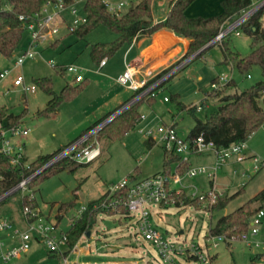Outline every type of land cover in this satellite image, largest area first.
Listing matches in <instances>:
<instances>
[{"label":"rangeland","instance_id":"1","mask_svg":"<svg viewBox=\"0 0 264 264\" xmlns=\"http://www.w3.org/2000/svg\"><path fill=\"white\" fill-rule=\"evenodd\" d=\"M140 1L134 0V3ZM157 7L159 8L157 11L161 12L163 8L158 5ZM67 19L70 21L68 16ZM116 39L117 35L104 26L96 28L84 39H79L75 34H69L62 29L57 37L47 36L46 42L33 49L36 53L35 59L26 61L22 68L12 71L9 77L0 81V107L6 106L15 114H21L27 107L29 109L27 123L24 126H30L33 130L26 140L25 154L28 164L41 154H52L59 147L72 143L103 114L114 110L119 102H126L135 96L133 91L117 82L121 76V68L124 69L123 54L127 47L110 58L108 65L101 71L91 58L94 45L113 43ZM227 39H230V48L242 57L251 53V38L246 34L236 36L233 32ZM54 40L60 42L56 46H51ZM30 44V37L26 32L20 49L12 58L8 59L0 55V73L12 69L17 56L22 51L28 50ZM133 56L132 53L129 60ZM180 60L153 75L151 81L165 70L169 69L167 73L170 72ZM222 61V50L216 45L203 57L189 62L185 68L158 86L152 104L149 102L151 98L144 100L147 103L144 102L140 106L139 112L145 116V119L134 130L121 140L102 139L99 142L103 152L99 159L89 165L78 166L74 173L65 170L45 180L34 189L35 191L30 190L35 192L39 206L35 226L39 224L52 226L53 235L58 240L61 233H66L70 229V219L75 216L78 208L83 205L88 206L89 202L103 196L110 186L130 176L146 178L162 172L165 151L160 145L149 149L145 144L147 137L144 131L155 129L161 123V119L167 124L173 122L176 126V120L172 121V115L178 117V131L183 138L188 137L195 125L190 113L177 111V104L171 99L172 95H178L179 101L188 108L202 102L207 95V100L200 103L202 109L196 114L197 118L205 121L215 115L224 95L239 94L264 80L262 69L258 66L252 68L248 77L247 74L243 75L236 69H231V65H224ZM71 65L83 70L82 75L88 80V84L75 99L62 103L58 114L49 117L37 114L39 110L46 108L50 100V97L39 87L36 93L26 96L20 88L15 91L7 90L17 76L23 75L27 84H33L42 78H51L54 91L60 93L68 83L76 84L71 73L59 72L60 68ZM231 70L232 80H235L236 86L228 89L226 86L221 87L216 90V93L221 92V94L211 95L214 91L212 79L225 74L230 75ZM165 98H168L169 102H165ZM261 100L264 101V97ZM123 106L99 125L119 116L118 112ZM246 145L245 153L249 158L242 163L237 162L236 157L230 158L216 175L214 185L222 198L237 194L224 209L212 213L205 208L197 209L183 204L180 207L176 205L150 207L153 225L167 241L177 242L187 248L193 244L201 246L206 258L214 257V260L208 264H264V218L263 223L257 228L256 236L251 234L250 223L247 240H234L230 245L220 242L214 247L212 243H206L205 238L211 226L220 217L236 211L264 189V125L249 138ZM252 156L258 159V171L254 169L256 164ZM191 162L193 166H204L210 165L212 159L193 156ZM175 169L176 167L173 166L171 171L175 172ZM181 186L188 196H192L194 187L203 195L206 194L204 191L210 189L211 182L207 175H200L195 178H185L183 184L178 185L177 188L182 189ZM30 192H26L25 195ZM73 201L77 202L76 207L64 213L59 220L61 204ZM22 211V192H16L0 203V218L8 217L12 222L15 221V228L24 230L26 221ZM137 222L138 216L134 214L121 216L101 213L90 232L91 236L82 237L77 243L78 248L68 255L69 264H106L135 258H144L141 264H163L157 247L142 237ZM2 237L7 238L5 234ZM59 248L61 253L57 256L50 255L44 244L35 240L29 251L13 259L9 264H64L63 258L67 246ZM178 261L185 264L182 259Z\"/></svg>","mask_w":264,"mask_h":264},{"label":"trees","instance_id":"2","mask_svg":"<svg viewBox=\"0 0 264 264\" xmlns=\"http://www.w3.org/2000/svg\"><path fill=\"white\" fill-rule=\"evenodd\" d=\"M47 1L56 0H0V55L8 59L15 55L20 49L24 34L26 33L23 28V23L20 21V16L33 15L40 12ZM195 1L196 0H173L165 20L153 25L151 23L153 18V0H141L139 3L133 2L131 7L120 16L111 13L103 0H87L84 6L87 22L80 26L73 34L79 39H84L96 28L104 26L117 35V39L113 43H98L92 47L91 58L97 65H100L104 59L114 57L121 49L130 46L139 38L151 37L158 31L167 30L190 42L186 54L179 62L193 57L199 52L200 53L194 60L201 58L212 47L218 45L222 50V63L224 65H232L234 70L236 69L243 75L247 74L248 77H250L249 72L252 68L258 66L262 69L264 77V9L240 28L241 34L244 33L251 38V53L242 57L239 53L230 48V39H227L229 36L224 38L220 43L215 42L208 48H204L217 38L221 28L229 19L239 16L243 10L251 6L252 0H223L221 2L223 8L222 14L214 17L199 16L189 18L185 12ZM59 42L60 40H54L51 46H56ZM202 49L204 50L201 51ZM167 71H169V69L165 70L162 74ZM59 72L65 74V70L59 69ZM158 77L153 79L150 83L155 82ZM217 81L218 78H215L212 83ZM33 84L50 97L46 108L38 112L41 116L49 117L58 112L62 103L72 101L82 93L87 87L88 80H83L74 85L68 83L60 93L54 91L51 78H42L35 81ZM235 86L236 82L232 80L231 83L229 82L226 85V88L228 89ZM216 92L217 91H213L211 95H214ZM219 94H221V92H219ZM219 94L216 93V95ZM263 97L264 80L239 94L224 95L215 115L205 121L196 117L198 113L196 107L188 108L179 101L178 95H172L171 99L177 104V111H187L194 118L195 125L189 132L188 139L194 140L202 136L205 142L214 143L215 147L220 150L232 145L247 143L249 138L264 125V101L261 100ZM144 102V100L138 102L136 105L110 121L98 132L96 140L99 142L102 139L116 141L124 138L141 123L142 120L139 108ZM149 102L152 104L154 98L149 99ZM114 113L115 111L105 114L91 128L84 131L79 138L86 135L90 130L94 129ZM23 118L24 113L15 115L9 113L8 107H0V129L20 126L23 123ZM93 140L94 139L91 138L88 143ZM145 144L149 149L156 145L152 139H147ZM63 148H60L52 154L39 156L29 164H27L26 158L24 157L21 160L20 167H14L10 157L0 154V196H3L17 187L22 181L39 172ZM163 161L162 173L165 174L171 173L172 167L175 165H178V170L181 173H184L191 166L190 162L180 166V158L168 152H165ZM86 165L89 164H76L71 160L60 161L47 167L35 176L29 182L28 188L34 190L45 180L65 170L74 173L78 166ZM108 195L109 191L107 190L103 196L89 202L87 210L82 214L81 218L77 219L68 232L65 233L68 237V243L64 256H68L81 237L87 235L95 227L98 216L104 213V211L99 208L95 209L94 206H100ZM235 196L219 197L216 203L207 205L205 201H201L199 198L188 196L186 191L183 190L181 194L175 195V200L176 206L178 207H180L181 204L191 205L197 209L205 208L213 213L227 207ZM4 201H6V199ZM76 205V201L61 204L59 208L60 213L58 215L59 220L64 213L73 209ZM38 207L36 198L30 200L27 195L22 197L23 211L26 208L34 210ZM263 209L264 189L236 211L220 217L218 221L211 226L205 238L224 236L226 238V243L229 245L231 242L228 240L244 239L248 237L251 220L260 211H263ZM122 212L124 211L122 210ZM109 215H113V213L111 212ZM37 219L38 216H28L30 222H34ZM50 255L57 256L51 252Z\"/></svg>","mask_w":264,"mask_h":264},{"label":"built area","instance_id":"3","mask_svg":"<svg viewBox=\"0 0 264 264\" xmlns=\"http://www.w3.org/2000/svg\"><path fill=\"white\" fill-rule=\"evenodd\" d=\"M103 1L108 10L117 16L125 13L132 5L131 0ZM86 2L87 0L47 1L40 12L33 15L20 16L23 28L30 37V48L26 51H22L17 56L12 69H7L0 73V81H3L10 76L12 71L22 68L26 61L35 59L36 53L33 49L46 42L45 40L47 36L57 37L62 29H65L69 34H73L80 26L85 24L87 22V16L84 12ZM262 9H264V0H252L251 6L243 10L239 16L229 19L224 24L221 28L220 34L215 39V42H221L233 32H235L236 36H241L240 28ZM67 16L70 18V21H68ZM193 58L194 56L179 62L174 69L168 73L166 72L165 75L159 77L157 81L153 83H150L151 81L146 79L137 80V72L130 65H127L125 72L118 78V82L127 89L133 91L135 96L120 109L118 114L120 115L124 113L140 101L156 97L158 86L165 80L169 79L172 75L174 76L181 69L185 68ZM106 63L107 59H104L100 63L99 68L104 67ZM231 69H233L232 65ZM60 70H65L68 74L71 73L74 76L76 83L84 80L82 75L83 70L77 66L71 65L62 67ZM217 78L218 81L212 83V89L214 91L226 86L232 81V70L230 75L225 74L218 76ZM13 84L15 87L20 88L25 94H33L38 89L35 84H27L23 75L17 76ZM207 98L208 96L206 95L203 101L205 102ZM164 100L167 102L169 99L165 98ZM200 103L194 104L197 111L202 109ZM144 119L145 116L141 115V120ZM109 122L110 120L97 126L86 135L64 147L39 172L22 181L17 187L13 188L3 196H0V203L16 192H22V197L26 196V192H30V189L28 188L29 182L44 169L60 161L71 160L76 164H90L99 159L102 155V148L99 141L96 140V136ZM30 132V128L22 125L0 129V154L10 157L11 163L14 167L21 166V160L25 157V146L22 141L30 134ZM144 133L147 139H152L156 145L162 146L165 152L178 156L180 158V166L189 163L193 156L203 155L209 152L215 155V161L212 165H191L184 173H181L178 170V165H175V172L171 173L165 174L160 172L143 179L130 176L118 184L110 186L108 189L109 195L106 200L100 206L96 205L94 208L102 209L104 213L108 215L112 212L113 214L121 216H130L132 214L138 216L137 223L142 237L145 240L152 242L157 247L164 262L163 264H183L180 263L178 259L185 261V264H189V262L208 264L209 258L204 256L201 246L193 244L187 248L177 242L167 241L154 227L150 207L152 205L160 207L176 205L175 195L181 194L184 190V187L181 186L182 189H178L177 186L182 185L185 178H195L200 175H207L213 182L219 170L230 158L236 157L238 162L245 161L246 157L244 155V150L246 148V143L232 145L228 148H222L219 150L215 147L214 143L205 142L202 136H199L194 140H190L188 137H181L175 123L172 122L167 124L162 120L155 129L144 131ZM91 138L94 140L88 143ZM254 162L256 164L254 169L255 171H258V159H255ZM194 189L195 191L191 194V197L199 198L201 201H205L207 205L216 203L218 198L221 197V194H218L214 187L210 188L206 191V194L203 195L199 194V191L195 187ZM27 196H29L30 200L35 199L33 191ZM87 207L88 206L83 205L78 208L75 216L70 219V226H72L77 219L81 218L82 214L87 210ZM122 210L124 212H122ZM37 212V209L33 210L30 208H26L22 212L26 221L24 230L15 228V224L10 218H0V264H9L13 259L19 258L22 254L30 250L31 244L35 240L43 243L49 252L56 255L61 253L60 246H67L68 237L64 232L60 234V237L57 240L53 235L54 228L52 226H44L42 224L35 226V222L37 221H28V216L35 217L38 214ZM263 218L264 211H260L251 220L252 236L258 234L257 228L263 223ZM4 234L7 236L5 239L2 237ZM239 240H247V237ZM228 241L233 242L234 239ZM220 242H226V238L224 236H216L206 239V243H212L214 247H217ZM77 248L76 244L71 252L75 251ZM63 261L64 264H69L68 256H65ZM143 261L144 258H135L131 264H141Z\"/></svg>","mask_w":264,"mask_h":264},{"label":"crops","instance_id":"4","mask_svg":"<svg viewBox=\"0 0 264 264\" xmlns=\"http://www.w3.org/2000/svg\"><path fill=\"white\" fill-rule=\"evenodd\" d=\"M131 1H132V3L134 2V0H131ZM172 1L173 0H153V3H152V17L153 18H152V21H151V23L153 25L156 24V23L162 22L163 20H165L166 15H167L170 7H171ZM222 1L223 0H196L186 10L185 13H186V15L189 18H194V17H199V16L200 17H214V16H218V15L222 14V12H223V8L221 6V2ZM157 5L159 7H161V8H163L164 10L162 9L161 12H158L157 10H159V8L157 7ZM189 44H190L189 40H187L185 38L178 37L173 32H170V31H167V30L158 31L155 34H153L151 37L139 38L137 41H134L130 46H127L126 51L123 54L124 64L125 65L123 64L124 65L123 66L124 69L121 68L120 74L122 75L125 72V70H126V66L127 65H130L137 72V75H136V79L137 80L146 79V80L151 81L153 75L159 73L160 71H162V70L166 69L167 67H169L171 64H173L176 61L180 60L186 54V52H187V50L189 48ZM132 53H133L134 56L132 57L131 60H129V58H130V56H131ZM108 60L109 59H107V63H106V65L104 67L99 68V65H98V70L99 71L103 70L108 65ZM214 79H215V77L212 79V81ZM117 82H118V79H117ZM16 89H18V88L15 87L13 83H11L7 90H9V91H11V90L12 91H15ZM24 95L26 96L27 94L24 93ZM128 101H130V100H128ZM128 101H126V102H128ZM126 102L125 101L119 102L118 106L114 110H112L110 112H113V111L118 110ZM167 102H169V100ZM149 105H151V104H149ZM27 108L22 112V113H24V118L22 120V122H23L22 123V126H25L26 123H27L26 118H27V115L29 113V109H27ZM40 111L41 110H39L38 112H40ZM38 112H37V114H38ZM58 112H59V110H58ZM58 112L55 113V114H58ZM9 113H13L12 112V109H10V108H9ZM13 114H15V113H13ZM19 114H15V115H19ZM105 114H108V112L105 113ZM105 114H103L102 117ZM100 119H98V120H100ZM161 120L163 121V119H161ZM173 120L174 121L176 120L175 122H176V127H177V130H178L179 124H178V117H177V115H172V121ZM95 123H93L89 128H91ZM27 128H30L31 129V132H30V134H31L32 131H33L32 128L30 126L27 127ZM178 133H179V131H178ZM30 134L22 141L23 144H24V146H25V152H26V149H27L26 140L30 136ZM65 146H67V145H63V146L59 147L57 150H59L60 148L65 147ZM246 149H247V145H246V148L244 150V155H245L246 160H247L249 157H247V155L245 153ZM56 151H54V152H56ZM40 156H45V155L44 154H41ZM198 156H202V157L204 156L206 160L212 159V163L211 164L208 163L210 165H212L214 163V161H215V155L213 153H210V152L209 153H206V154H203V155H197L196 157H198ZM25 158H26V161L28 162L27 157H26V154H25ZM252 158L254 160L257 159L256 156H252ZM190 163L193 166V163L191 161H190ZM158 173H160V172H158ZM139 179H143V178H139ZM214 181L212 182L210 180V182H211L210 188L212 186L214 188H216L215 185H214ZM204 192H206V191H204ZM13 223H15V221ZM82 237H84V236H82ZM211 259L213 261L214 257L213 256L212 257H209V261L210 262H211ZM132 261L133 260H129V261L120 260V261H112V262H109V263H106V264H131Z\"/></svg>","mask_w":264,"mask_h":264},{"label":"water","instance_id":"5","mask_svg":"<svg viewBox=\"0 0 264 264\" xmlns=\"http://www.w3.org/2000/svg\"><path fill=\"white\" fill-rule=\"evenodd\" d=\"M214 41H215V40H214ZM214 41H213L212 43H210L209 45H207L204 49H206V48H208L209 46H211V45L214 43ZM204 49H202L201 51H203ZM199 53H200V52H199ZM199 53H198V54H199ZM198 54H197V55H198ZM197 55H195L194 58H195ZM194 58H193L192 60H194ZM181 233H182V232H181ZM90 235H91V233L89 232V233L87 234V236L90 237Z\"/></svg>","mask_w":264,"mask_h":264}]
</instances>
